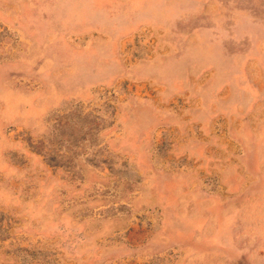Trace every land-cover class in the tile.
Instances as JSON below:
<instances>
[{
    "label": "rangeland",
    "instance_id": "rangeland-1",
    "mask_svg": "<svg viewBox=\"0 0 264 264\" xmlns=\"http://www.w3.org/2000/svg\"><path fill=\"white\" fill-rule=\"evenodd\" d=\"M0 264H264V0H0Z\"/></svg>",
    "mask_w": 264,
    "mask_h": 264
}]
</instances>
